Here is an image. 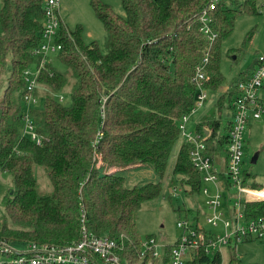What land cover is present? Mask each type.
I'll use <instances>...</instances> for the list:
<instances>
[{"label": "trees", "instance_id": "1", "mask_svg": "<svg viewBox=\"0 0 264 264\" xmlns=\"http://www.w3.org/2000/svg\"><path fill=\"white\" fill-rule=\"evenodd\" d=\"M120 1L125 16L102 0H91L106 31V53L97 42L85 43L82 26L69 30L61 21L55 40L62 49L40 69L32 93L25 74L41 65V56L34 52L44 43L46 0H2L0 171L12 176L14 189L0 204V242L12 248L8 252L0 248V264H14L17 251L30 243H75L83 226L95 236L122 241L120 255L128 264H160L152 251L143 254L136 215L145 202L159 197L162 183L128 188L126 177L117 173L150 169L162 180L179 139L173 176L182 175L189 195H202V174L190 159L194 146L184 140L181 128L188 117L186 126L192 130L191 114L207 101L197 107L198 87L192 79L209 52L205 89L227 86L220 69L222 42L239 14H259L258 0H218L210 14L211 27L218 34L212 46L201 31L200 16L213 0ZM257 65L255 59L249 71L240 73L219 96L216 111L211 110L192 130L206 136V153L214 163L220 154H227L233 125V118L224 123L223 111L233 116L237 87ZM29 95L36 104L26 99ZM65 97L71 99L70 105ZM27 119L35 126L40 144L25 133ZM35 166L44 168L52 193H39ZM112 169L117 171L108 173ZM243 177L250 188H264L250 183L252 174L246 170ZM225 187L231 192L228 180ZM189 214L202 222L200 212ZM244 216L245 222L264 217V199L248 195ZM210 230H204L207 237ZM254 240L264 238L246 236L240 242ZM237 243V237H231L224 246L227 261L219 248L206 252L203 247L187 264H244ZM173 246L164 247L161 264H169Z\"/></svg>", "mask_w": 264, "mask_h": 264}, {"label": "built area", "instance_id": "2", "mask_svg": "<svg viewBox=\"0 0 264 264\" xmlns=\"http://www.w3.org/2000/svg\"><path fill=\"white\" fill-rule=\"evenodd\" d=\"M218 0H213L201 13V31L209 40L210 46L214 43L218 34L212 29L211 12L216 9ZM61 0H46L45 22L42 36L44 43L34 52L41 56V65L36 69L29 70L25 74L28 81V90L33 91L38 87L37 79L40 69L46 61L57 55L62 49L56 43V36L59 33L61 24L60 17ZM209 61V52L199 62L193 77V82L198 87L197 107H202L207 100V90L204 82L207 79L206 65ZM264 89V58L258 59V65L251 76L239 83L237 87L238 96L233 103V125L230 130V141L226 154L225 172L221 173L209 156L205 145L206 136L188 130L186 123L188 117H184V125L181 126L184 140L193 145L190 150V159L195 168L202 174L204 187L202 195L205 196V205L208 214L204 217V222L188 219L177 222V227L182 230V234L172 248L169 264H187L192 260L194 253L201 248L206 252L226 246L231 237H237L240 242L242 237L252 236L253 238H264V217L258 220L245 222L244 201L248 195L263 198L264 188L254 190L244 181V148L245 133L251 120L260 119L264 114V100L261 96ZM26 99L36 104L37 99L31 95ZM63 100V96L60 97ZM31 100V101H30ZM25 133L37 139L35 126L27 119ZM231 187V192L226 191L225 181ZM211 184L214 191L211 192L208 185ZM81 221L85 222V211L82 210ZM206 224L213 228L222 227V233L210 232V237L204 232ZM208 238V239H207ZM165 247V246H164ZM0 248L4 252L12 251V248L4 242H0ZM124 248L122 241L111 239L107 236H95L88 232L83 226L82 237L79 241L66 246L52 244L30 243L24 249L18 250V254L11 260L14 264H128L120 255ZM143 254L148 251L153 252L155 258L160 257L158 251L159 244L155 237H151L142 243Z\"/></svg>", "mask_w": 264, "mask_h": 264}, {"label": "rangeland", "instance_id": "3", "mask_svg": "<svg viewBox=\"0 0 264 264\" xmlns=\"http://www.w3.org/2000/svg\"><path fill=\"white\" fill-rule=\"evenodd\" d=\"M102 1L108 3L115 13L125 16V11L120 0ZM239 1L242 2V0ZM1 4L2 0H0V7ZM258 5L259 14H239L237 16L232 32L222 42L220 69L225 77L226 85L231 84L232 81L237 79L240 73L249 71L255 59L264 58V0H258ZM59 13L69 30H74L78 25L82 26V37L85 43L97 42L101 51L103 53L107 52L106 31L103 23L97 18L91 6V0H61ZM52 58L54 57L52 56ZM8 74V70H6L3 77V86L6 85L5 82ZM223 88L220 87L216 91L207 90L208 98L206 106H213V112L216 111L214 104L223 93ZM2 92L3 87L0 90V95ZM262 95L264 96V90L262 91ZM65 103L66 105H70L71 99L65 97ZM203 109L198 108L191 114L189 121L190 129L194 130L196 128L197 120ZM223 113L224 123L232 119V115L226 109ZM262 117H264V114ZM222 132H226L224 127ZM181 143L182 139H179L175 144L162 180L150 169H132L117 173L126 177V186L128 188L140 186L147 182L160 181L162 183V192L159 197L145 202L136 215V226L138 233L142 237V242L147 240L148 237H155L157 239L159 244L158 251L160 252V257L157 258V261L160 264L164 246L174 245L182 234V230L177 227V222L186 219L187 215L192 220L189 214L191 212H200L202 222H204V217L208 214L205 196L189 195L186 191L189 189V186L181 183L182 175L173 176L176 156ZM244 144L243 170H246L255 177L252 180L262 183L264 182V131H255L252 128L251 133L246 132ZM256 153H258V157L254 164L251 161ZM223 155L220 154L219 156ZM116 171L117 169H112L108 173L111 174ZM35 177L38 181V191L40 194H50L53 192V185L44 168L35 166ZM208 187L211 192L214 191L211 184ZM13 189L12 176L0 171V204L3 197L9 192L11 193ZM168 196L172 197L169 199ZM206 227L214 233L223 232L221 226L213 228L211 225L206 224ZM226 248L222 247L225 261H227ZM236 248L237 254L244 264H264V240L242 241L237 243Z\"/></svg>", "mask_w": 264, "mask_h": 264}, {"label": "crops", "instance_id": "4", "mask_svg": "<svg viewBox=\"0 0 264 264\" xmlns=\"http://www.w3.org/2000/svg\"><path fill=\"white\" fill-rule=\"evenodd\" d=\"M65 23V22H64ZM66 24V23H65ZM228 88H229V86L227 85V86H225L223 89V92L224 91H226V90H228ZM264 90V89H263ZM262 90V91H263ZM263 96V95H262ZM263 99H264V96H263ZM206 103H205V105L203 106V111H202V113L200 114V117H199V119L197 120V124L205 117V115H207L211 110H212V107L213 106H206ZM232 115V114H231ZM232 118H233V116H232ZM252 128L253 129H255V131H264V117H262L261 116V118L260 119H257V120H251L250 122H249V125H248V127H247V132H249V133H251V131H252ZM225 163H226V154H224L223 156H218L217 158H216V160H215V164H216V166L217 167H219L218 169H219V171L221 172V173H224L225 172V170H224V168H225ZM221 168H222V170H221ZM252 177H253V175H252ZM252 179H255V177H253V178H250V183H252V182H256V181H254V180H252ZM257 184H260V185H264V182H262V183H258V182H256Z\"/></svg>", "mask_w": 264, "mask_h": 264}, {"label": "water", "instance_id": "5", "mask_svg": "<svg viewBox=\"0 0 264 264\" xmlns=\"http://www.w3.org/2000/svg\"><path fill=\"white\" fill-rule=\"evenodd\" d=\"M257 157H258V153H256L255 155H254V157L252 158V161H251V163H256V160H257ZM12 193V192H11Z\"/></svg>", "mask_w": 264, "mask_h": 264}]
</instances>
